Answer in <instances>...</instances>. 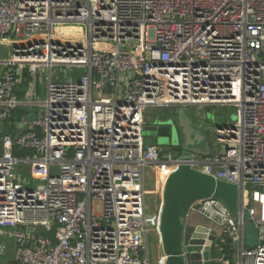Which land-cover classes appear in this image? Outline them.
I'll return each mask as SVG.
<instances>
[{
  "label": "built area",
  "instance_id": "1",
  "mask_svg": "<svg viewBox=\"0 0 264 264\" xmlns=\"http://www.w3.org/2000/svg\"><path fill=\"white\" fill-rule=\"evenodd\" d=\"M0 44V258L150 264L147 171L163 191L179 162L146 142V108L235 105L195 168L242 188L259 242L220 198L190 210L239 243L235 264H264V0H0Z\"/></svg>",
  "mask_w": 264,
  "mask_h": 264
},
{
  "label": "water",
  "instance_id": "2",
  "mask_svg": "<svg viewBox=\"0 0 264 264\" xmlns=\"http://www.w3.org/2000/svg\"><path fill=\"white\" fill-rule=\"evenodd\" d=\"M29 118L32 121L34 114ZM27 130L28 126L15 138ZM144 131L157 139L163 152L171 153V157L179 162L177 168L168 177L163 190L160 236L166 257L165 264L215 262L213 247H222L219 244L218 230L208 225L191 224L189 221L191 205L212 196L220 198L240 220L241 230L244 233V228L254 222L249 214L243 211L242 188L236 183L216 178L195 168L204 163L197 156L206 154L198 153L192 141L181 143L178 125L173 119L156 118L146 123ZM211 134L214 135L215 131ZM256 245L245 244L248 249Z\"/></svg>",
  "mask_w": 264,
  "mask_h": 264
},
{
  "label": "rangeland",
  "instance_id": "3",
  "mask_svg": "<svg viewBox=\"0 0 264 264\" xmlns=\"http://www.w3.org/2000/svg\"><path fill=\"white\" fill-rule=\"evenodd\" d=\"M77 30V29H73ZM73 30H66V31H73ZM77 32V31H76ZM12 52V46L6 45V44H0V59H4L10 55ZM3 68V66L0 65V70ZM65 71H67V76L65 75ZM86 73L85 69H76L74 73H71L69 71V68L66 66H57L53 69V75H60L61 78L65 79L68 77H79L81 75H84ZM47 72H42V78L45 80V77L47 76ZM40 100L46 99V81L43 83H40ZM146 120L153 121L156 118H168L173 119L175 122H177V125L179 127V131L181 133V136H185L186 134H191L192 139L201 136H205L207 142L203 144L202 148L205 150L209 148V150L212 148V154L215 155L219 153L222 150V146L217 142L216 140V128L217 127H223V126H229L239 121L240 119V109L236 107L235 105H224V106H199V105H177L172 107H154V106H148L145 111ZM9 130L8 123H0V134L5 133ZM215 131V134H211ZM179 134L180 141H185V143L188 141L187 138L181 137ZM146 142L148 143H154L159 144L155 137H152L145 133ZM215 143V147H213ZM161 150V155L163 157L171 156V153H166ZM18 173H20L22 176H28L29 174L23 172L21 168L18 169ZM159 178V174H157ZM156 175L153 174V181L155 182ZM153 187L152 183L148 182L146 184V188L151 189ZM158 191L157 189H155ZM146 200V206H147V213L151 215H159L161 208H162V202L163 197L162 193L159 192H153L152 194H147L145 197ZM97 209H99V206H97ZM189 221L194 222H203L205 218L197 215L196 213L190 212ZM206 220V219H205ZM246 244H257L259 242V229L255 225V223H251L249 227H247L246 231ZM148 250H149V258H150V264H157V259L159 254L157 253V247L161 249V236L160 231H158L156 228L153 230L148 231ZM234 245V244H233ZM236 248V259L238 258V244ZM164 253H160L162 256ZM6 262L8 264H15V260L13 259L12 255H10L8 258H0V263ZM22 264V263H18Z\"/></svg>",
  "mask_w": 264,
  "mask_h": 264
},
{
  "label": "crops",
  "instance_id": "4",
  "mask_svg": "<svg viewBox=\"0 0 264 264\" xmlns=\"http://www.w3.org/2000/svg\"><path fill=\"white\" fill-rule=\"evenodd\" d=\"M174 121V120H173ZM148 122H151V121H147L146 120V123H148ZM175 122V121H174ZM0 123H2V122H0ZM176 124H177V122H175ZM178 129H179V127H178ZM179 133H180V131H179ZM192 134V133H191ZM191 134H186L185 136H181V133H180V136L181 137H183V138H187L188 137V140H189V142H191L192 141V143L194 144L193 145V147H194V149H196L197 151H199L198 153H204V154H206L205 156L204 155H199V156H197L198 157V159H200L201 158V160H203L204 161V163L206 162V161H209L210 159H211V157H213V154H212V151H213V149L211 148L210 150H209V148L208 149H204V148H202V146H203V144L204 143H206L207 142V140H206V137L205 136H201V137H198L197 136V138H195V139H197V140H195V142H194V139H192V136H191ZM182 143H184V141L182 142ZM190 145H191V143H190ZM189 145V146H190ZM191 147V146H190ZM213 147H215V145H213ZM186 151V150H185ZM186 152H188V151H186ZM185 153V152H184ZM188 153H190V152H188ZM190 154H193V153H190ZM196 154H197V152H196ZM195 155V154H194ZM203 163V164H204ZM153 174H155V173H153V172H150V170L149 171H147V176H146V184L148 183V182H150V183H152V185H153V187L151 188V189H148L151 193L150 194H152L153 192H159V193H162V197H163V191H161V190H158L157 188H156V184H155V182L153 181ZM155 189H157L158 191H156ZM190 223L191 224H195V225H198V224H203V225H208V226H211L210 225V223L207 221V220H203V222H194V221H190ZM247 227H249V226H247ZM214 228H216V227H214ZM217 229V228H216ZM246 229L247 228H244V230H243V235H244V241H245V244H246V234H245V231H246ZM162 244V243H161ZM236 244H238V251H239V243L238 242H235V244L233 245V247H234V249H235V253H234V255L233 254H231L229 257H231L233 260H234V262L236 263V261L238 260V258L236 259V256H235V254H236V248H237V245ZM217 247V252H216V254H215V263L216 264H230V260L229 259H225V255L223 254V249H222V247H219V246H216ZM163 253H164V251H163ZM239 256V252H238V255H237V257ZM161 260H162V262H161ZM166 263V257H165V254H163L162 256L161 255H159L158 256V259H157V264H165ZM212 263H214V262H211V263H209V264H212Z\"/></svg>",
  "mask_w": 264,
  "mask_h": 264
},
{
  "label": "trees",
  "instance_id": "5",
  "mask_svg": "<svg viewBox=\"0 0 264 264\" xmlns=\"http://www.w3.org/2000/svg\"><path fill=\"white\" fill-rule=\"evenodd\" d=\"M222 249H223V254L226 256L225 259H229L230 260V264H235L234 260L231 257H229L231 254L234 255V253H235V249H234L232 243L222 244ZM213 251L216 254V252H217V247L216 246L213 247ZM215 262L212 263V264H216Z\"/></svg>",
  "mask_w": 264,
  "mask_h": 264
},
{
  "label": "flooded vegetation",
  "instance_id": "6",
  "mask_svg": "<svg viewBox=\"0 0 264 264\" xmlns=\"http://www.w3.org/2000/svg\"><path fill=\"white\" fill-rule=\"evenodd\" d=\"M167 119V118H166ZM178 132H179V129H178ZM180 134V133H179ZM183 141H181V143H182ZM158 145V144H157ZM159 146V145H158ZM160 147V146H159ZM160 149H162L161 147H160ZM163 252V248H162V246H161V249H159L158 247H157V253L160 255V253H162Z\"/></svg>",
  "mask_w": 264,
  "mask_h": 264
}]
</instances>
